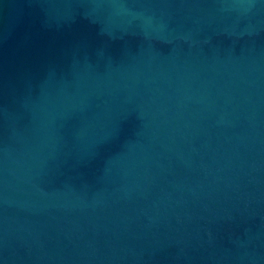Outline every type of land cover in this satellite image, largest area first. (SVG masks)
I'll return each mask as SVG.
<instances>
[{
	"label": "water",
	"instance_id": "95a60500",
	"mask_svg": "<svg viewBox=\"0 0 264 264\" xmlns=\"http://www.w3.org/2000/svg\"><path fill=\"white\" fill-rule=\"evenodd\" d=\"M0 264H264V0H0Z\"/></svg>",
	"mask_w": 264,
	"mask_h": 264
}]
</instances>
